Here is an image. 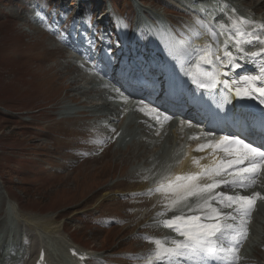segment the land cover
<instances>
[{"label":"rangeland","instance_id":"374dc122","mask_svg":"<svg viewBox=\"0 0 264 264\" xmlns=\"http://www.w3.org/2000/svg\"><path fill=\"white\" fill-rule=\"evenodd\" d=\"M256 1L250 3L254 5ZM107 2H112L114 11L126 19L132 16L127 0H92V3L90 0H0V108L19 112L11 115L14 119L0 112V253L6 247L3 252L8 254L1 264H31L25 247L18 242L22 228L39 229L33 225L34 220L26 217L30 215L46 225L56 226L61 237L68 235L80 246L92 251L105 250L101 258L115 253V257L98 264L107 261L147 264L146 228L149 232V227L145 224L154 210L148 213L146 210L155 200L145 185L139 186L148 181L146 156L133 149L120 154L115 152L114 144L105 146L102 135L93 128L94 120L99 117L87 112L86 103L81 102L87 99L85 96H77L71 90V68L66 67L68 71L62 68L70 55L66 42L73 41L72 37L78 33L90 36L92 25L100 38L98 44L103 40L104 29L109 32L111 43L117 40L115 28L107 17L105 24H99L100 13L107 8L101 3ZM141 2L160 18L166 16L163 10L175 9L173 14L178 24L187 32L193 31L198 15L174 0ZM259 10L264 11V7ZM33 14H40L44 23L55 30V44L49 42L51 37L45 25H33ZM80 23L87 25L86 31L79 32ZM33 27L37 33H30ZM89 96L91 103L96 104L94 95ZM71 102L80 111L68 117L60 114L61 106ZM40 158L43 167L39 166ZM25 167L34 179L26 178ZM135 167L142 171L136 173ZM66 200L71 201L64 204ZM118 201L121 205L116 204ZM51 204L55 208L51 209ZM12 207L19 212H16L18 216L26 218L23 226L11 223ZM46 207L50 210L44 211ZM9 224L14 227L13 234H9L14 242L10 244L6 239ZM108 224L113 225L111 232H106ZM31 244L34 249L38 246L35 241ZM48 244V250L55 249L53 243ZM53 253L51 257L58 262L61 257ZM261 263H264V246L256 247L250 259V264Z\"/></svg>","mask_w":264,"mask_h":264},{"label":"snow or ice","instance_id":"6c2138e0","mask_svg":"<svg viewBox=\"0 0 264 264\" xmlns=\"http://www.w3.org/2000/svg\"><path fill=\"white\" fill-rule=\"evenodd\" d=\"M234 11V10H233ZM220 29L227 34L225 47L215 51L205 46L194 51L199 55L203 65H217V72L205 70L204 80L194 81L198 87L208 91L223 85L229 92H234L241 99H259L264 104V59L258 74L245 75L236 81L220 78V68H224L223 76L243 67L239 61H255L264 58V23L249 21L242 17H228L227 23H221ZM247 46V47H246ZM235 49V55L232 49ZM222 51V55L218 54ZM227 61V63H225ZM241 85H247L242 87ZM157 112L154 119L159 122L160 116L165 120L170 115ZM210 120L214 122H230L235 132L214 133L207 131L205 136L219 135L217 141L198 146L197 151L213 148L222 152L223 157L215 167H202L201 171L186 175H177L167 184L161 183L155 191L171 193L169 210L182 206L188 214L175 215L163 221V226L174 231L183 239L171 240V246L157 239L154 253L161 264H174L184 261L186 264H203L209 259L223 260L225 264H237L239 248L247 237L246 224L257 198L264 200L259 192L253 195L229 194L217 189H247L256 184L260 174L264 172V143H255L249 136L256 135L264 140V109L259 115L229 113L216 110ZM158 134V133H157ZM198 164L197 160H193ZM210 179L211 182L201 183ZM151 191V190H150ZM230 209L231 211H223ZM38 264H44L43 253Z\"/></svg>","mask_w":264,"mask_h":264},{"label":"bare ground","instance_id":"6f19581e","mask_svg":"<svg viewBox=\"0 0 264 264\" xmlns=\"http://www.w3.org/2000/svg\"><path fill=\"white\" fill-rule=\"evenodd\" d=\"M175 1L179 3L182 7H185V9L192 10L201 17H203V15L213 17L215 21L219 23V25L221 23H227L228 17L230 16L233 18L238 16L247 19L249 21L264 23V11L259 10L260 8L262 9V7H264V0H257L254 5L250 3V0H175ZM197 5H200V8H198V10H197ZM142 7L143 9H141L140 7V10L145 11L144 6ZM149 10L150 13L152 14L153 10L152 9ZM39 15L33 14V23H34L33 25L38 27H43L45 25L51 37L49 38V42L51 44L52 43L55 44L57 40H53L55 39L56 36L54 34L55 33L54 29L51 28V26H48V24L46 25L44 23L43 18H41V16ZM168 20L170 23L172 22L169 18ZM194 23L197 25L195 26L197 29L203 28V25L200 22L194 21ZM84 29L85 28H83V30ZM30 33H37V28L32 29ZM107 36L108 35L105 33L103 36V40L100 43V45H102L103 52L111 47V42L109 41ZM199 38H201L200 45L202 47L208 46V44L204 40L203 35L199 36ZM209 39L210 41L217 40V34L213 32L210 35ZM67 45L68 47H70L69 49L72 52L70 53V55H68L66 59V64L62 63L63 65L62 64L61 65L62 68L64 69H66V67L71 68L72 75H69L70 76L69 83L72 86L71 90H74L77 96L81 94L87 98V99H81L82 103H86L84 104V106L85 109H87V112H91L93 115L99 117L94 120L93 128L97 129L98 131L96 132L97 134L102 135L104 143H111V142L115 143L114 144L115 152L122 154L121 152H123L124 150L133 149L137 151L139 150L140 153L142 154V157L146 156L144 160V166L148 171L146 179L147 180L149 179V183L152 185V187H150V190H154L153 186L163 182L161 176L162 174L156 176L155 173H157L160 170V167H162L165 164L164 162L165 158L167 156H170L177 150V145L181 140V136L176 132L173 123L168 124L161 131L155 130L152 126L148 125V123L144 122L143 117H141L139 114L134 113L133 107L130 109L129 106L127 107V110H129V116L124 119L123 118L124 113L121 109L120 101L114 99L115 98L114 95L110 96L105 94L104 91L101 88H99L97 84H95V81L97 80V76L87 77V78L83 76L84 71L86 69L92 68V70L96 71L97 68L96 63L94 62L92 64H89L87 62V56L89 58H92L91 56L94 57V55L92 54H95V52L91 51L88 54V51H83L80 49L81 47H76L75 45H72V43L71 42L69 43L68 41L66 42V46ZM94 48L95 47H93L92 49ZM149 56H150V50L147 49L142 51L143 58L148 59ZM97 57L99 58V55ZM101 61L103 62V60ZM105 64L108 67H110L112 62L108 60ZM82 80H84V82L86 83V87L81 86L83 82ZM86 92L89 95H91L93 92L95 93L93 97L97 100L96 104L91 103L89 99L92 96L90 97ZM76 106H69L66 103L65 105L61 106L62 109L59 110V113L70 116L71 114L80 111V109ZM119 134L121 135L122 139L116 142V136ZM190 151H192L191 148L188 149V152L184 155V157L182 153H179L178 155L173 157V162L172 164L169 165V167L172 169L169 172V174L177 170H180L181 174H184L186 172H192L194 170H198L201 167L217 162L221 157L224 156L222 153L210 154L206 150L196 151L193 154V156L196 157V160L199 163L194 164L193 160L188 158ZM178 160H180V162L177 165ZM134 171L141 172V170H139V168L137 167L134 168ZM206 180L208 179L206 178ZM150 184H148L147 181L146 184L145 182L140 183L139 186L143 187L145 185V187L148 188ZM153 192L156 191L154 190ZM250 192H251L250 195L259 192L261 196H264V172L260 175L259 179L257 180L256 186L254 187V189L250 190ZM157 193L162 194L164 196H162L161 198L158 197L155 203L148 207V211L155 210V213L151 215L148 220H146V224H145L149 227V232H150V238H148V243L150 247L153 249L152 252L150 253L148 252L149 262H153L155 258L154 253L157 250V245L154 243L155 240L157 239L161 240L162 242L165 243L166 246V245H171V240L175 239V236L172 234L173 233L172 231H165L162 229L160 223L162 219L169 218L180 213H187L186 208H183L182 206H177L169 210L168 205L170 204V200L172 197L167 198V196L170 195V193L166 191H159V192L157 191ZM14 207L11 208L13 221L11 222L12 219L10 218L9 221L12 224L17 223L19 225V223H21L23 226L26 222V218H24V216L21 215L18 216V214H16L17 211L14 210L15 209ZM223 211L227 212L228 210L223 209ZM26 217L31 218L32 221L34 220L33 225L39 227V229L35 227H34L35 229L34 228L30 229L27 227L21 229V234H20L21 236L18 242L23 244V246L25 247V251L28 257V262L29 260L30 262L31 261L34 262L38 256V252L42 250L44 252V263L45 264L53 263L49 257L48 249H47V244L53 243V247L55 248L54 252L55 253L58 252L57 254L58 257H61L60 261L65 257L67 258L66 262L72 264H81L79 260V258L81 257L80 256L81 251L77 249L75 246L69 245L68 242L71 241L67 240L66 238H62L59 235V229L56 226H51V224L49 223H47L46 225V222L40 221V218L32 215ZM250 224L251 225L249 226L248 241L246 242L248 248L246 247L244 250L243 248H241V250L239 251V256H240L239 264H242L244 258L247 259L249 257L251 247H254L256 246L257 243H262L264 241V234L262 233V230H264V204L261 205L260 201L257 204L254 212L252 213ZM13 232H14V227L12 229L11 224H9V227L6 230L7 237L9 236L10 233L13 234ZM33 241L37 242L38 246L36 247V249H34L31 244ZM12 242H14L13 238L12 240L9 241V244ZM1 254L2 253H0V257ZM34 255L35 258H33ZM57 263H53V264H57ZM174 264H182V263L181 261H176L174 262Z\"/></svg>","mask_w":264,"mask_h":264},{"label":"trees","instance_id":"16d2710c","mask_svg":"<svg viewBox=\"0 0 264 264\" xmlns=\"http://www.w3.org/2000/svg\"><path fill=\"white\" fill-rule=\"evenodd\" d=\"M107 173V172H106ZM39 176V175H38ZM26 178H29V177H26ZM38 178H40V177H38ZM30 179V178H29ZM26 183H28V182H26ZM97 187V186H96ZM95 187V188H96ZM67 202H65L64 204H66V203H68L69 201H71V200H66ZM73 203V202H72ZM75 203V202H74ZM52 205V208L51 209H53V208H55V205L54 204H51ZM46 210H50L48 207H46V208H44V211H46Z\"/></svg>","mask_w":264,"mask_h":264}]
</instances>
